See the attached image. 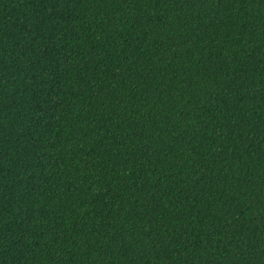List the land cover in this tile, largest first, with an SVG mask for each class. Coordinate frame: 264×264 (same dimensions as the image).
<instances>
[{"label":"trees","instance_id":"1","mask_svg":"<svg viewBox=\"0 0 264 264\" xmlns=\"http://www.w3.org/2000/svg\"><path fill=\"white\" fill-rule=\"evenodd\" d=\"M0 264H264V0H0Z\"/></svg>","mask_w":264,"mask_h":264}]
</instances>
